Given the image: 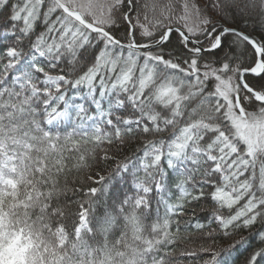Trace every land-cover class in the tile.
<instances>
[{"label":"snow or ice","instance_id":"snow-or-ice-1","mask_svg":"<svg viewBox=\"0 0 264 264\" xmlns=\"http://www.w3.org/2000/svg\"><path fill=\"white\" fill-rule=\"evenodd\" d=\"M0 264H264V0H0Z\"/></svg>","mask_w":264,"mask_h":264}]
</instances>
